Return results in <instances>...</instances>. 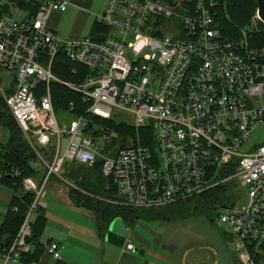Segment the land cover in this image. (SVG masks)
Returning <instances> with one entry per match:
<instances>
[{
  "label": "built area",
  "instance_id": "1",
  "mask_svg": "<svg viewBox=\"0 0 264 264\" xmlns=\"http://www.w3.org/2000/svg\"><path fill=\"white\" fill-rule=\"evenodd\" d=\"M2 1L0 76L12 79L6 86L0 81V95L45 169L37 181L0 162V180L20 179L23 193L33 194L14 239L0 252L3 259L20 261L31 250V221L47 206L50 178H60L68 163H100L116 202L139 210L236 180L247 191L246 203L217 205V220L232 234L238 261L255 264L264 247V144L243 147L264 124V47L250 43L264 24L257 11L242 35L231 38L217 24L215 0H109L96 21L106 30L62 38L48 16L65 11L68 0H45L21 19ZM58 52L88 70L80 82L53 73ZM51 83L79 94L86 106L70 102L71 118L60 121ZM119 112L147 134L131 138L108 126L110 120L126 124ZM47 251L60 256L56 242Z\"/></svg>",
  "mask_w": 264,
  "mask_h": 264
},
{
  "label": "trees",
  "instance_id": "2",
  "mask_svg": "<svg viewBox=\"0 0 264 264\" xmlns=\"http://www.w3.org/2000/svg\"><path fill=\"white\" fill-rule=\"evenodd\" d=\"M18 8L34 14L41 3L31 0H10ZM215 17L218 26L224 36L236 38L241 36L240 29L243 28L250 17L257 9L254 0H215ZM5 11H9L4 6ZM104 31L102 26L94 24L91 33ZM250 43L253 47H264V24L258 32H253L250 36ZM53 73L70 82H80L81 77L88 73L85 67L74 64L62 53L58 52L52 67ZM52 102L55 111H67L69 103L74 102L78 108H84L86 104L79 94L73 92L65 86L57 83L50 84ZM76 112L72 113L73 115ZM93 122H103L92 119ZM112 129L122 132L124 136L134 138L136 134L143 136L147 134L145 129L136 130L133 126L119 123L114 120L105 122ZM0 128L8 132V140L5 144L0 143V162L9 168L13 167L21 172L22 176L38 177L39 172L34 167L36 156L29 144L24 139L20 128L11 115L2 96L0 95ZM152 136V133H151ZM73 165V166H71ZM69 166L75 167L69 171ZM66 178L73 181V185L68 187V195L75 207L85 208L92 212L96 224V230L100 237L104 238L109 224L116 218L123 220L126 226H134L143 220H163L174 221L177 219H188L205 216L210 222V212L214 211L217 205L226 204L230 196L226 195L224 187L216 188L200 197L189 198L176 201L160 208L145 210L135 209L125 204H120L114 187L109 180L101 174L100 163L92 167L65 164ZM0 182L11 186L16 193L11 202V209L4 217L0 225V252L2 248L8 247L14 239L28 207L33 200L32 193H23L21 180L5 177ZM16 208V210H13ZM46 225V216L42 209L35 212L31 221L32 233L28 242L32 245V250L22 254L21 261L25 264H32L38 257L40 248L39 239ZM221 238L227 241L221 234ZM232 239V236H230ZM236 257V256H235ZM261 254L255 258V264H261ZM238 261V258L236 257ZM238 264H241L238 261Z\"/></svg>",
  "mask_w": 264,
  "mask_h": 264
},
{
  "label": "rangeland",
  "instance_id": "3",
  "mask_svg": "<svg viewBox=\"0 0 264 264\" xmlns=\"http://www.w3.org/2000/svg\"><path fill=\"white\" fill-rule=\"evenodd\" d=\"M31 1L42 4L45 0ZM68 1L69 5L65 11L60 12L54 9L50 11L48 16V25L62 38H69L70 36L86 37L90 35L92 27L96 23L97 19L102 15L109 0ZM2 4L8 7L12 17L16 19H21L26 13H28L27 11L15 6L10 0H3ZM253 15L250 17L246 25L240 29L241 35L243 30L250 23ZM11 79L12 75L9 73H3L0 76V81L4 86L9 84ZM56 113L60 121H68L71 118V115L67 111L60 110L56 111ZM119 113L120 115L118 118L120 120L126 122V124L132 123V119L129 114L124 112ZM94 128L97 129L98 125H95ZM7 140L8 132L0 128V142L5 144ZM261 144H264V124L257 125L251 130L243 147V151H249L253 147ZM71 166H69V171L74 170L72 168H76V166ZM34 167L38 170V177L40 178L45 170L43 164L40 161H36L34 163ZM66 175V170L63 168L60 178H56V180L65 184L66 187L72 186L74 184L73 181L66 178ZM224 188L226 190V195L230 196L227 202L228 204H232L234 201V203L240 207L246 203L247 191L245 188L241 187L236 180L229 182L224 186ZM234 189H236V191H234ZM44 201L48 203V210L46 212L47 221L45 226H47V224H50V226H56L57 224L66 221L70 223L73 215L74 218L78 216V213L73 214L76 211H72V209L67 206V209H65V206L57 201V193H55V191H52L49 196L47 195V197L44 198ZM216 213V210L210 212L209 217L213 220V222H210L205 216H201L188 219H177L170 222L163 220H143L139 221L134 226H126L123 220L120 219V221L124 224L126 231L123 246H126L127 243H131L135 250H139L142 243L146 242L152 244V247H149L152 251L158 250L159 252H164L165 249H163L161 244H172V246L175 247L172 255L175 262L183 257L186 250V258L191 261V264H195L199 260L202 262H206L208 260L209 262L211 250L208 248V245L211 243L210 240H206V237L207 239H213L216 235L219 234L221 236V234H223L227 239V241L222 239L225 243V248L229 254L233 255V262L238 264L235 257L234 245H232V239H230L232 234L228 231L225 225L218 222ZM61 214H68V217H62ZM79 217L87 220L84 213H81ZM80 223L83 224V222Z\"/></svg>",
  "mask_w": 264,
  "mask_h": 264
},
{
  "label": "crops",
  "instance_id": "4",
  "mask_svg": "<svg viewBox=\"0 0 264 264\" xmlns=\"http://www.w3.org/2000/svg\"><path fill=\"white\" fill-rule=\"evenodd\" d=\"M50 179L46 185L47 190L44 198L47 195L49 196L52 191H55L57 193V201L63 204L65 209H67V206L72 211H76L72 213H78V216L74 218L73 215L70 223L66 221L56 226H50V224L45 226L39 239L40 248L38 249V257L32 264H191V261L186 258V250L180 260L174 261L172 255L175 247L172 244H164L165 246L161 244L165 251L159 252L158 250L152 251L149 248L152 247V244L146 242L142 243L139 250H135V248L128 250L126 246L117 247L106 242L97 233L92 212L85 208L75 207L69 198L68 187L62 182L57 181L55 177ZM36 180L38 181L39 177H36ZM15 194L19 195L11 186L0 182V225L12 208L11 202ZM46 204L47 206L43 210L45 216L48 210V203ZM81 213H84L87 220L79 217ZM62 217H68V214L62 215ZM80 222H83V224ZM206 240H210L211 243L208 245V248L211 250L209 262L208 260L206 262L199 260L195 264H235L233 262V255L227 252L225 243L219 234L213 239H207L206 237ZM52 242H56L60 246L59 258L51 256L47 251L48 246ZM261 257V264H264V247L261 251ZM0 264L25 263L21 260L5 261L0 253Z\"/></svg>",
  "mask_w": 264,
  "mask_h": 264
},
{
  "label": "water",
  "instance_id": "5",
  "mask_svg": "<svg viewBox=\"0 0 264 264\" xmlns=\"http://www.w3.org/2000/svg\"><path fill=\"white\" fill-rule=\"evenodd\" d=\"M257 6V14L261 21L264 23V0H254ZM91 125V124H89ZM125 227L124 224L120 221V218L114 219L108 226V229L105 233V241L117 246L123 247L125 242Z\"/></svg>",
  "mask_w": 264,
  "mask_h": 264
}]
</instances>
